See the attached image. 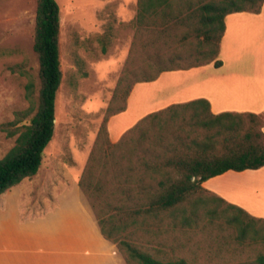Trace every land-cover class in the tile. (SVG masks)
Returning <instances> with one entry per match:
<instances>
[{
	"label": "trees",
	"instance_id": "1",
	"mask_svg": "<svg viewBox=\"0 0 264 264\" xmlns=\"http://www.w3.org/2000/svg\"><path fill=\"white\" fill-rule=\"evenodd\" d=\"M263 3L264 0H209L197 8L191 6L181 22H170L159 18L147 21L146 13H159L160 6L147 8L144 0H139L138 30L130 55L79 181L82 197L89 194L100 230L116 245L124 264H191L185 257L176 256L172 242L165 244L172 247L174 257L167 251L162 255L152 253L133 241L155 234L154 230L174 236L184 228L199 226L204 217L211 216L213 220L215 213L223 212L224 216L227 212L230 216L226 220L231 225L236 222L240 229L243 227L237 234L243 239L248 218L264 222L203 186L205 181L229 170L264 167V112L216 114L208 100L197 99L146 115L116 143L108 131L110 117L127 109L137 83L154 81L168 70L190 69L212 61L221 65L219 53L226 15L258 12ZM164 12L172 16L179 13L171 8ZM195 15L201 16L200 26L179 39L172 34L180 24L192 26ZM194 35L203 37L201 46H215L210 53L200 52L202 60L183 63L178 52H166L169 39L183 42ZM60 40L59 3L38 0L34 49L40 60V95L36 103L31 83V106L3 126L8 136L15 137V143L0 157V197L38 173L54 137L57 97L63 79ZM215 198L223 203L214 202ZM225 206L235 212L227 211ZM166 220L167 225H162ZM258 235L264 238L260 230L255 237ZM258 263L264 264V255Z\"/></svg>",
	"mask_w": 264,
	"mask_h": 264
},
{
	"label": "rangeland",
	"instance_id": "2",
	"mask_svg": "<svg viewBox=\"0 0 264 264\" xmlns=\"http://www.w3.org/2000/svg\"><path fill=\"white\" fill-rule=\"evenodd\" d=\"M95 1L57 0L61 10L63 79L57 97L55 134L44 152L38 173L0 197V203L9 201L13 207L19 205L24 216L39 215L58 203L59 193L79 177L80 165L101 129L130 55L138 30L136 21L116 22L109 10L105 15L106 8L100 10L102 15L97 20L92 11ZM37 2L0 0V157L15 143V137L8 136L3 126L13 121L18 112L31 106L28 86L34 85L36 103L40 95V60L34 49ZM184 30L176 29L172 34L176 33L179 39ZM177 38L169 39L165 49L181 54L183 63L192 61L199 38L194 35L183 42ZM178 83L173 85L178 87ZM142 88L138 91L139 97L132 99V110L148 109V102H143L148 100V94ZM250 182L241 176L225 182L216 180L212 184L223 190L227 186L232 197L239 201L251 197L258 199L249 191ZM213 201L223 203L216 198ZM224 208L235 212L232 207ZM215 214L213 220L211 216L204 217L199 226L184 228L174 236L154 230L155 234L133 238V241L152 253L162 255L167 251L174 257L172 247L165 244L172 242L176 246V256L185 257L191 264H259V257L264 255V238L255 235L259 230L264 234V222L247 217L244 238L239 239L238 230L243 228L240 229V223L231 225L226 220L230 216L227 212L224 216L223 212ZM167 223L168 220L162 225Z\"/></svg>",
	"mask_w": 264,
	"mask_h": 264
},
{
	"label": "crops",
	"instance_id": "3",
	"mask_svg": "<svg viewBox=\"0 0 264 264\" xmlns=\"http://www.w3.org/2000/svg\"><path fill=\"white\" fill-rule=\"evenodd\" d=\"M207 1L144 0L147 8L159 4L161 10L159 13L149 11L145 19L181 22L191 6L197 8ZM138 6L139 0H96L92 4V11H95L97 20L102 15L99 14L100 10L106 8L105 15L109 10V15L117 19L116 22L131 23L137 20ZM167 8L179 13L177 16L166 14L164 10ZM191 21L192 26L180 24L177 29H185L184 34L191 31L193 27L200 26L201 16L195 15ZM225 24L219 53L222 64L216 65L212 61L190 69L168 70L154 81L137 83L129 97L127 109L112 115L108 121L112 142H118L127 130L146 115L172 104L197 99L208 100L216 114L227 111L264 112V3L258 12L227 14ZM202 38L199 39L193 60H202L201 51H211L210 43L207 48L201 46ZM177 82L178 87H175L173 84ZM140 87H144L143 91L148 94V100L143 101L148 102V109L142 112L131 108L132 99L141 94L138 92ZM137 104L141 105L140 102ZM92 148L80 165L79 177L59 193V202L50 205L43 213L24 216L19 205L13 207L9 201L0 203V264H124L116 245L110 243L100 230L89 194L85 193L82 197L79 181ZM241 176L250 179L249 191L258 199L251 197L239 201L232 197L227 186L223 190L217 184H212L216 180L225 182ZM203 186L242 207L250 215L264 219V167L241 172L229 170L205 181ZM93 195L97 196L96 192Z\"/></svg>",
	"mask_w": 264,
	"mask_h": 264
}]
</instances>
